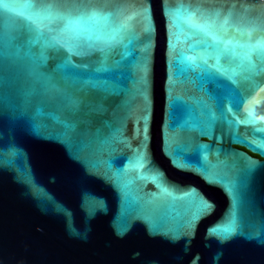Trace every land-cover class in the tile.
Wrapping results in <instances>:
<instances>
[{
  "label": "water",
  "instance_id": "1",
  "mask_svg": "<svg viewBox=\"0 0 264 264\" xmlns=\"http://www.w3.org/2000/svg\"><path fill=\"white\" fill-rule=\"evenodd\" d=\"M0 264H264V0H4Z\"/></svg>",
  "mask_w": 264,
  "mask_h": 264
},
{
  "label": "snow or ice",
  "instance_id": "2",
  "mask_svg": "<svg viewBox=\"0 0 264 264\" xmlns=\"http://www.w3.org/2000/svg\"><path fill=\"white\" fill-rule=\"evenodd\" d=\"M4 3V0H0V5H2ZM190 27L192 26L191 24L189 25ZM202 30V29H199ZM225 231H228V229H225Z\"/></svg>",
  "mask_w": 264,
  "mask_h": 264
}]
</instances>
